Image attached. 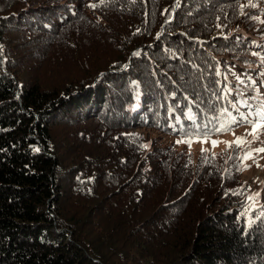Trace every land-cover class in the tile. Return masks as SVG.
Segmentation results:
<instances>
[{
	"label": "trees",
	"instance_id": "trees-1",
	"mask_svg": "<svg viewBox=\"0 0 264 264\" xmlns=\"http://www.w3.org/2000/svg\"><path fill=\"white\" fill-rule=\"evenodd\" d=\"M257 111L264 0H0V264H264L243 150L174 143Z\"/></svg>",
	"mask_w": 264,
	"mask_h": 264
},
{
	"label": "rangeland",
	"instance_id": "rangeland-1",
	"mask_svg": "<svg viewBox=\"0 0 264 264\" xmlns=\"http://www.w3.org/2000/svg\"><path fill=\"white\" fill-rule=\"evenodd\" d=\"M251 131V129L248 130L244 128L239 130L240 133L238 134H227L221 138H212L209 139L207 143L193 142L191 148H189L188 144L186 143H177L168 137H165L164 141L165 143L174 141L175 146H177L178 149H183L186 153H191L197 158L202 154L206 156L216 155L217 153L229 149L233 145H236L235 141L237 137H243L246 142L238 147V149L243 150L241 157H243L246 152H251L252 159H242L244 168H242L240 180L243 182V184L249 186L248 198L252 197L256 193L259 194L255 197V199H249L252 201V207H257L263 205L264 203V152L257 151V149L264 148V131H261L259 139L257 140H254L253 136L249 135ZM140 132H147L150 137H157L156 133L148 132L147 130H140ZM211 140H216L219 142L216 147L212 146ZM229 145H231V147H229Z\"/></svg>",
	"mask_w": 264,
	"mask_h": 264
},
{
	"label": "snow or ice",
	"instance_id": "snow-or-ice-1",
	"mask_svg": "<svg viewBox=\"0 0 264 264\" xmlns=\"http://www.w3.org/2000/svg\"><path fill=\"white\" fill-rule=\"evenodd\" d=\"M92 7H95V5H91ZM136 55H138V53H136ZM234 107V106H233ZM225 112H227V110H225ZM257 119L255 121H250L249 123L251 124V128L252 131L251 133H249V135L253 136L254 140L259 139V135L261 133V131H264V111H257L255 113ZM229 116V121L227 123H221L216 129H209L207 131H205L202 135H198L197 137L193 138V137H189L187 140H183V141H177V143H186L188 144L189 148H191V145L193 142H197V143H207L210 139V137L215 134L216 132H226V131H231V125L233 124H238L240 121L245 120L246 117L243 116V114H241L239 120L234 117L231 116L230 113H228ZM246 141L244 140L243 137H237L236 138V146L240 147L242 144H244ZM212 146L216 147L217 144L219 143L216 140H211ZM144 147H147L146 145ZM229 147H231V145H229ZM258 152H264V148L262 149H257ZM241 159H252V153L251 152H246L245 155L243 157H241ZM259 194L256 193L254 194L252 197H249L250 200L255 199L256 196H258Z\"/></svg>",
	"mask_w": 264,
	"mask_h": 264
}]
</instances>
